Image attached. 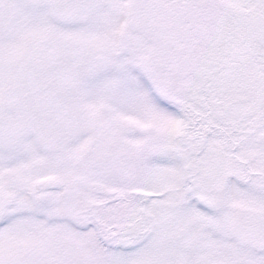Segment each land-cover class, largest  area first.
Here are the masks:
<instances>
[{
  "label": "snow or ice",
  "instance_id": "1",
  "mask_svg": "<svg viewBox=\"0 0 264 264\" xmlns=\"http://www.w3.org/2000/svg\"><path fill=\"white\" fill-rule=\"evenodd\" d=\"M0 264H264V0H0Z\"/></svg>",
  "mask_w": 264,
  "mask_h": 264
}]
</instances>
